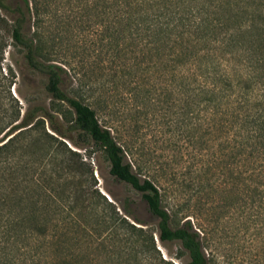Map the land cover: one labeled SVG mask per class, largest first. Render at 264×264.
Returning <instances> with one entry per match:
<instances>
[{
  "label": "trees",
  "instance_id": "1",
  "mask_svg": "<svg viewBox=\"0 0 264 264\" xmlns=\"http://www.w3.org/2000/svg\"><path fill=\"white\" fill-rule=\"evenodd\" d=\"M61 1L0 0V10L15 14L12 23L0 15V264H173L160 257L156 237L177 242L184 264H208L204 234L190 219L175 222L161 206V191L142 177L130 143L68 95L65 66L54 60L57 51L44 52L41 31ZM71 1L75 10L107 21L112 62L122 57L124 68L169 76L183 96L177 99L182 116L201 131L196 139L217 153L252 202L264 203V0ZM8 46L45 76L46 106L22 110L11 94L15 72L3 65ZM72 133L90 143L89 157H104L113 179L140 195L155 228L139 217L140 202H124L122 214L96 189L77 190V174L93 184L94 178L90 164L66 143ZM70 241L73 251L66 248Z\"/></svg>",
  "mask_w": 264,
  "mask_h": 264
},
{
  "label": "rangeland",
  "instance_id": "2",
  "mask_svg": "<svg viewBox=\"0 0 264 264\" xmlns=\"http://www.w3.org/2000/svg\"><path fill=\"white\" fill-rule=\"evenodd\" d=\"M76 5L62 0L57 10L51 6V25L43 23L41 28L44 52L57 51L59 57L54 60L65 66L68 95L89 105L100 125L130 143L139 156L142 177L150 178L161 191V206L175 214V222L190 219L204 234L208 264H264V203L252 202L233 177L227 176L217 153L196 139L201 131L196 134L182 116L185 108L177 99L183 96L176 94L169 76L155 68L143 72L124 68L122 64L128 61L122 57L113 63L107 21L94 11L75 10ZM0 15L8 23L15 19V14L5 10ZM3 65L15 72L10 92L22 110L28 105H47L46 78L27 67L19 48L5 49ZM71 136L73 142L66 141L67 145L90 164L94 178L93 184L77 174L73 178L77 190L96 189L122 214L124 202L142 203L137 192L108 174V162L100 153L87 155L90 143H82L77 134ZM141 205L139 217L155 228V221L147 218ZM74 243L70 241L66 248L73 251ZM155 246L162 259L173 264L187 261L177 242H160L156 237Z\"/></svg>",
  "mask_w": 264,
  "mask_h": 264
},
{
  "label": "water",
  "instance_id": "3",
  "mask_svg": "<svg viewBox=\"0 0 264 264\" xmlns=\"http://www.w3.org/2000/svg\"><path fill=\"white\" fill-rule=\"evenodd\" d=\"M121 210V209H120ZM158 239V238H157Z\"/></svg>",
  "mask_w": 264,
  "mask_h": 264
}]
</instances>
